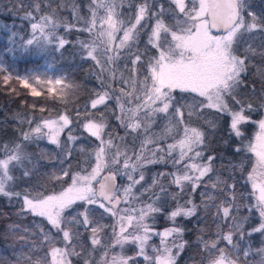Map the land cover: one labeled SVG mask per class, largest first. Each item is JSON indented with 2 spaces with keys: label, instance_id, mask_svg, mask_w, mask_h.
I'll list each match as a JSON object with an SVG mask.
<instances>
[{
  "label": "snow or ice",
  "instance_id": "6c2138e0",
  "mask_svg": "<svg viewBox=\"0 0 264 264\" xmlns=\"http://www.w3.org/2000/svg\"><path fill=\"white\" fill-rule=\"evenodd\" d=\"M171 3L175 9L155 5V0H139V3L136 0H90L87 19L79 16L78 5L72 3L76 19L84 22L81 30L91 35L90 43H81L86 57L99 64L101 72L110 73L113 80L118 78L121 84L132 89H112L109 84L107 90L96 93L90 104L96 109L114 100L120 110L116 119L125 129V136L114 138L106 132L108 126L103 118L99 121L89 118L82 127L99 142L88 153L94 164L75 173L71 171L70 162L75 151L72 145L78 137L72 134L69 127L72 121L67 115L44 119L22 133L21 142L0 147V196L9 203L21 201L18 217L30 214L43 218L55 230V233L46 231L42 224H36L39 229L36 233L29 226L10 225L9 232L20 233L23 243L11 256L0 253V264H73V257L82 258L83 264H138L139 260L143 264H178L187 241L184 240L185 229L177 221L197 218L199 206L193 202L192 195L202 183L205 191L200 193L201 203L206 211L209 207L215 209L212 219L216 233L214 239L198 238L202 245L198 264H264V118L254 120L246 113L257 109L252 103L238 99L243 76L256 57L261 64L253 66L256 74L264 79V49L257 51L251 45L242 47L245 35L264 33V16L249 10V0H171ZM33 7L38 10L39 3H34ZM125 8H135L134 14L129 12L126 17ZM165 12L172 13L173 25L165 23ZM26 17L31 18L32 13H26ZM150 20L154 23L141 50L140 36L149 28ZM60 26L55 11L52 15L40 16L37 22L30 24L27 46L62 51L69 41L57 34ZM63 26L71 29L76 25L65 21ZM118 32L123 35L113 47ZM149 46L156 52L147 55L145 65L142 57L148 53ZM98 56L105 59L101 61ZM121 60L125 61L123 70L119 66ZM128 64L132 66L131 76L124 75ZM144 67L147 75L137 81L135 74ZM10 79L11 75L3 77L5 83ZM16 79L24 88H31L34 97L41 92L30 80L40 87L49 86V91L61 85L62 95L77 87L73 82L66 83L64 77L17 76ZM100 83L103 89L104 80ZM87 107L85 105V109ZM205 108L228 115L230 130L236 137H243L241 125L257 127L247 144L234 149L252 158L251 170L244 181L250 185V191L243 204L234 191V177L230 175L232 183L229 184L228 179L219 174L214 178L210 175L215 170V157L205 159V149L210 146L206 143V133L190 123L192 116L200 115ZM185 110L188 121L184 119ZM161 121L163 123H158ZM157 128L159 130H154ZM66 129L67 143L62 144L61 135ZM129 134L133 136L131 149L126 142H114V139L125 141ZM41 140L61 149L57 156L48 157L60 166L52 173V178L61 182L63 177H70L71 183L49 194L34 189L16 191L13 170L31 161L27 146ZM80 151L85 153L86 149L82 147ZM157 164H170L174 171L154 173L150 184L142 183L146 180L148 166ZM239 168L244 171L243 160ZM104 172L107 174L102 175ZM23 175L29 176L30 170ZM119 178L127 183H119ZM162 179L168 183H162ZM172 186L177 191L170 192ZM154 188L158 191H153ZM207 189L215 190L216 194ZM185 194L188 199L181 203ZM165 197L175 201L176 206L166 213L171 226L158 229L157 217L166 212L161 206L166 202ZM248 198L251 203L247 202ZM77 204L83 205L81 211H74ZM242 208L247 209L248 215L240 214ZM95 209L112 217V225L93 220ZM253 212L258 214L260 222L245 232V224ZM225 223H228L226 234L222 228ZM89 227L93 249L101 244L100 233L111 228L109 243L99 262L82 256L84 244L80 240V229ZM257 233L262 237V244L254 249L245 237ZM37 236L38 243L35 239L30 242V237ZM154 240L158 243H153ZM221 242H226V246L221 247ZM129 247L134 249L132 254H128Z\"/></svg>",
  "mask_w": 264,
  "mask_h": 264
},
{
  "label": "trees",
  "instance_id": "16d2710c",
  "mask_svg": "<svg viewBox=\"0 0 264 264\" xmlns=\"http://www.w3.org/2000/svg\"><path fill=\"white\" fill-rule=\"evenodd\" d=\"M73 2L78 5L79 16L84 19L89 18L90 13L88 6L90 0H0V55L9 61H13L20 72H27L28 70L38 68L46 61L53 63V67H55L59 73L64 77L66 76L77 85V87L71 91L75 99L72 103L77 107L75 110H82L85 116H91L94 113V109L90 106L91 99L95 98L97 92L107 90L109 84L112 89L117 90H119L121 85L126 90L127 85L121 84L118 78L113 80L110 73L106 71L101 72V66L92 59L87 58L86 53L82 51L81 43H90L91 35L81 30L84 27V22L83 20L76 19L72 10ZM136 2L139 3V0H136ZM34 3H39L38 10L33 7ZM169 4L173 5L171 0H155V5H163L166 9ZM155 5L153 10H155ZM54 11L61 22V26L57 29V34L65 38L69 43L62 51L56 50L53 47L41 50L36 46H27V40L31 37L30 24L32 22H37L40 16L52 15ZM127 11L134 13L135 8H125L124 12ZM28 12L32 13L31 18L26 17V13ZM65 21L68 24H75L76 26L71 29H66L63 26V22ZM150 22L152 21L150 20L148 23ZM145 32L146 30L141 33L139 48L143 46ZM115 46L116 45H113V47ZM98 51H102V49H98ZM98 59L103 61L105 57L98 56ZM119 63H121V61H119ZM121 65H119L120 68ZM245 79V84L238 89V99L243 101H246L242 99V97L246 95L245 90L248 92V86L254 84L251 78L246 77ZM101 80L105 82L103 89L101 88ZM258 88L263 90V83L259 84ZM62 105L63 102L60 99L58 100L54 95L49 96L47 93H42L40 96L34 97L27 88L23 86L8 87L4 80L0 78V147L12 145L15 142H21L22 133L34 127L50 109L54 107L62 108ZM85 105L88 106L87 109H85ZM255 108L257 109L255 112L246 114H250L252 118L258 116L261 108L258 104H256ZM184 119L188 121L187 110H185ZM29 121L32 123L29 124ZM82 121L83 119H80L76 122L77 128L75 135L79 139L89 140L90 136L83 130ZM158 123L163 122L161 121ZM190 123L192 126L196 125L202 128L206 133V143L210 146L205 149V159L207 156L215 157L213 160L215 169L214 175H221L223 178L228 179V183H232V179H229L230 175L234 177L237 186L240 188V190H234L238 194L239 203H245V197H247L250 187L244 181L246 179L247 169L251 165L252 158L243 151L237 153L234 149L244 145L248 140L249 134L244 136L245 132L243 131V137H236L230 130V117L226 114L218 113L215 109H202L200 115L192 116ZM249 126L250 124H248V128ZM116 127V134H119V137H124L125 129L118 125H116ZM154 130L159 129L157 128ZM120 142L121 144L126 142L131 149L133 146L132 134L127 135L125 141ZM168 142L171 141L169 140ZM41 143H44V140L39 141V143H29L27 151L32 154L31 161L28 162L25 167H18L13 170V175L16 178L14 183L16 191H23L25 189L35 190V183L42 177V161L44 160V156H41L38 150H36L37 146ZM135 143L138 145L139 141ZM240 156L243 159L244 171H240V168L239 170L232 169L229 171L228 164L238 159ZM26 170H30V175L27 177L23 175V172ZM162 171L172 172L174 169L170 164L150 165L146 170L149 177H146V180L149 182L154 173ZM118 182L122 183V178H119ZM161 182L165 184L168 183L166 179H162ZM45 185L46 184L42 187ZM42 187L38 189L39 192L46 193L45 191L49 189V186L44 190L41 189ZM198 190L199 188L192 195L195 203L200 200ZM169 191L173 192L177 191V189L172 186L169 188ZM241 193L243 194L242 196L239 195ZM186 198H188V196L185 194L181 203H183ZM164 201L166 202H162L161 206L165 208L166 212L158 216V229L165 226L164 223L167 221V211L172 210L176 205L175 201L170 197H166ZM250 201L251 198H248L247 202L249 203ZM218 202L219 201H217V203ZM20 204L21 201L19 200H14L13 203H9L7 198L0 196V253L6 256H11L14 249H19L17 248L19 239L16 235L9 232V224L14 217L17 216L16 213L20 209ZM244 209L245 208H242V210ZM214 213L215 209L211 207H209L207 211L204 210L202 214V223L198 221V217L192 219L180 218V223L184 227L185 233H188L185 249L190 253L193 252L195 256L200 254L202 245L196 244L193 239L200 233L205 236L214 234L215 222L212 219ZM26 217H28V215H26ZM177 223H179V220ZM17 236H20V233H17ZM183 254L184 252L181 254V257Z\"/></svg>",
  "mask_w": 264,
  "mask_h": 264
},
{
  "label": "rangeland",
  "instance_id": "374dc122",
  "mask_svg": "<svg viewBox=\"0 0 264 264\" xmlns=\"http://www.w3.org/2000/svg\"><path fill=\"white\" fill-rule=\"evenodd\" d=\"M169 8L175 9V5L169 4L167 9H169ZM249 10L252 12H255L259 16H264V0H249ZM124 13H125V16L127 17L129 14V11L124 12ZM131 13H133V12H131ZM245 16L247 17V13H245ZM163 19H164L165 23L169 26H171L175 23V19L173 18V15L171 12H165ZM153 23H154V21L150 22L149 28L145 29L146 32H145V37H144V41H143V46H141V48H140L141 50H143L146 46L147 32L150 31L151 25ZM122 35H123L122 32H118L116 34V40L114 41L113 45L119 44V40H120V38H122ZM243 41H244V44H242V47L246 46V45H251L253 48H256L257 51L264 49V33L253 32L251 34L245 35L243 38ZM155 52H156V50L149 46L148 53L142 57V60L144 61V63H147V55H155ZM259 64H261L260 58L259 57L254 58L253 65H259ZM119 65H121V68L123 70L124 65H125V61L121 60V63H119ZM253 65H250L248 73L245 76H243L244 83L242 85L245 84V82H246L245 78L246 77L251 78L254 81V84L248 86V92H247V90H245L246 95L244 97H242V99L246 100L245 102L252 103L253 106L254 105L256 106V104H258L260 106V108H261L260 113L258 114V116H256V117L254 116V118H253L254 120H259L260 118H264V107H261V105L264 104V89L261 90V88H258V86L261 83H263V86H264V79H262L258 74H256V67ZM131 67H132L131 64H128V71H126L124 73L125 76H131L132 75ZM0 70H3V72H0V78L1 79H3V77L5 75H11L12 76V79L7 81V83H6V86L11 87V88L14 86L15 87L16 86H23L16 79L17 76H20V77L47 76L49 78L64 77L61 73H59V71L55 67H53V63H51L49 61L48 62L46 61L42 66H40L38 68L28 70L27 72H24V71L20 72L19 69L15 66V63L13 61H9V60L5 59L2 55H0ZM142 72H143V74H142ZM145 75H147V69L141 68L140 71L135 74V78L137 79V81H141L144 79ZM64 78H65L66 83L72 82L66 76ZM29 82L34 87H36L37 91H40L41 94L47 93L49 96L54 95V96H56V98L58 100L60 99L63 102L62 108L54 107L53 109H50L48 111V113H46L42 116L41 120L38 123H41L44 119H57L59 117V115H67L69 117V119L72 121V124H70L69 127L71 129L72 134L75 135V131L77 128L76 122L78 120L83 119L82 122L85 123V122H87V120L89 118L94 119L96 121H99L101 118H103V120L105 121V123L108 126L106 129V132L111 134L114 138L119 137V134H116L117 133L116 125L120 126V124L117 121L116 117L120 114V110H119V107L117 106V104L114 100L107 101L106 102L107 106L99 105L96 109H94V113L91 116H85L82 110H79V111L75 110V109H77V107H75L72 103L75 100L74 96L71 94V91L74 88L71 91L67 92L66 95H62L61 92L59 91V89L62 87L61 85H57L53 88V90L49 91L48 90L49 86H47V85L44 87H40V86H37L34 81L30 80ZM242 85H240V87ZM121 87H122V85L120 86V88ZM27 89L29 90V92H31V88H27ZM125 91H132V89L127 86V89ZM243 91H244V89H243ZM240 127H241V131L245 132L244 136H246V134H249V137L247 138L248 140L245 143V144H247L249 142V140L252 139L255 131L257 130V127H256V125H253V124H250L249 128H248V124L241 125ZM67 131L68 130L66 129L65 133L61 135L62 144L67 143V139H66ZM106 138H107V136H106ZM114 142L116 144H121L119 139H114ZM98 143L99 142L96 141L95 138H92V137H90L89 140L88 139H79V138L77 139V141L72 145V147L75 149V151L73 152V155L71 157V162H70L71 163V171L73 173L80 171L82 168H88L89 164H94V159H91L89 157L88 153H91L93 147ZM82 147L86 149L85 153H81L80 149ZM36 150H38V152L40 153L41 156H44V160L42 161V164H43L42 177L38 180V182L35 183V190L39 191L38 189L40 187H42L44 184H46L41 189L44 190L46 187L49 186V189L47 191H45L46 193H44V194H49L53 191L58 192V191L62 190L64 187H67L68 184L71 183L70 177H63L61 182H57L55 179H53L52 173L57 171L58 167H60V166L56 163V161L49 160V158H48L49 155L57 156L60 153L61 149L55 147L54 145L48 144L46 141H44V143H41L37 146ZM242 160L243 159L241 158V156L238 159L233 160L231 163L228 164L229 165L228 170L229 171L232 169L239 170V165L241 164ZM251 163H252V160H251ZM250 170H251V165L247 169L246 176H247L248 171H250ZM105 173H107V172L102 173V175H104ZM214 173H215V171L210 174L213 178L216 176V175H214ZM146 177H148L147 173H146ZM207 180H208V178H205V181H207ZM151 181H152V178L149 182L146 180L142 183L150 184ZM126 183H127V181L122 178L121 184H126ZM229 184H231V183H229ZM248 186L250 187V185H248ZM138 188H139V186H137V189ZM207 190L213 192V194H216L215 190H213V189H207ZM234 190H240V188H239V186H237V184H236V188ZM153 191H158V188H154ZM203 191H205V188H204L203 183H202L201 186L199 187V190H198V195H199L200 200L196 203L199 206L198 212H197V217H198V221L200 223H202V221H203L202 220V214H203V211L205 210V208L203 207V205L201 203L202 197L200 195V193ZM165 199H166V197L164 198V200ZM187 199L188 198H186V200ZM193 202H194V200H193ZM251 202H252V200L249 203H251ZM82 207H83V205L77 204L76 206H74V211H81ZM93 207L95 208V206H93ZM240 214L242 216L248 215L247 209H244V210L241 209ZM26 215H28V217H26ZM26 215L23 218L18 217V216L14 217V219L10 222L9 226L12 224H19V225H21V227L29 226L30 230H33L36 233H39V229L38 228L35 229V227H36V224H42L46 231H51V232L55 233V230L51 229V226L43 218L34 217L30 214H26ZM92 219L98 220L100 223L105 224V225H109V226L112 225V223H113V218L108 216L107 214L103 213V211L100 209L94 210V212L92 214ZM157 221H158V217H157ZM259 222L260 221H259L258 214L256 212H253L251 214L250 219L245 224V227H244L245 232L250 231V229L254 226H257L259 224ZM29 223H31V224H29ZM27 224H29V225H27ZM164 224H165V226L161 227L160 229L171 226L170 221L168 219H167V221H165ZM178 224L182 226V224L180 223V219H179ZM222 228H223L224 233L226 234L228 231V223L223 224ZM80 231H81L80 240L84 244V250L82 252V256L88 257L95 262H99L101 260V257L103 255L104 251H105V246L109 243L111 228L108 227L100 233L101 244L95 246L94 249H93V246L91 245L90 227L88 229L81 228ZM215 233H216V223H215L214 234H212L211 236L210 235L205 236L202 233H200L196 237H194L193 240L196 242V244H199V242H198L199 237L203 236L204 239H210V238L214 239ZM13 235H16V237L19 239V236H17V233L13 234ZM187 238H188V233L186 232L184 234V240L187 241ZM32 239H35L37 241V243L39 242L38 236L37 237H30L29 238L30 242ZM235 239L239 240V236H236ZM245 240H250L251 245L254 249L260 247L262 244V237L259 233L253 234L251 237L246 236ZM22 243L23 242L19 239L17 248H20ZM153 243H158V240H154ZM243 243H244V241H241V244H243ZM224 246H226V242H221V247H224ZM77 250L79 251L80 248L78 247ZM127 251H128V254H132L134 249L129 247L127 249ZM183 252H184L183 256L181 257V255H180L181 258L179 257L178 264H179V261H180V264H198V262L201 258L200 254H197L195 256L193 252L190 253L187 249H185V251H183ZM72 259H73V264H83L82 258L73 257ZM138 264H143V261L139 260Z\"/></svg>",
  "mask_w": 264,
  "mask_h": 264
},
{
  "label": "water",
  "instance_id": "95a60500",
  "mask_svg": "<svg viewBox=\"0 0 264 264\" xmlns=\"http://www.w3.org/2000/svg\"><path fill=\"white\" fill-rule=\"evenodd\" d=\"M107 173H105L104 175H106Z\"/></svg>",
  "mask_w": 264,
  "mask_h": 264
}]
</instances>
